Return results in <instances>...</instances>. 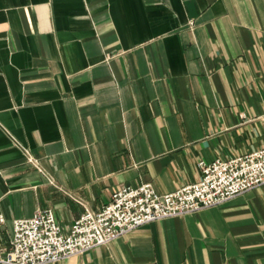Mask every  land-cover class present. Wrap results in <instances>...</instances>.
Instances as JSON below:
<instances>
[{"label":"crops","instance_id":"obj_1","mask_svg":"<svg viewBox=\"0 0 264 264\" xmlns=\"http://www.w3.org/2000/svg\"><path fill=\"white\" fill-rule=\"evenodd\" d=\"M262 147L264 0H0V255L15 218ZM42 264H264V182Z\"/></svg>","mask_w":264,"mask_h":264},{"label":"built area","instance_id":"obj_2","mask_svg":"<svg viewBox=\"0 0 264 264\" xmlns=\"http://www.w3.org/2000/svg\"><path fill=\"white\" fill-rule=\"evenodd\" d=\"M26 158L35 163L28 152ZM198 165L201 175L197 181L169 192H157L150 182L117 188L99 210L85 209L67 231L49 208L15 218L10 248L0 255V264L57 261L108 243L143 223L221 204L264 182V147ZM3 221L0 214V226Z\"/></svg>","mask_w":264,"mask_h":264}]
</instances>
